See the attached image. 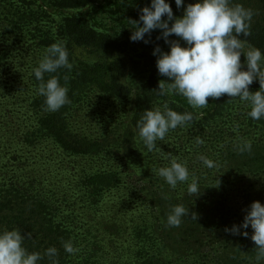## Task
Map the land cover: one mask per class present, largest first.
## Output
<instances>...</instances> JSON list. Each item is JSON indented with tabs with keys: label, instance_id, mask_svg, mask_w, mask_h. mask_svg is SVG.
Masks as SVG:
<instances>
[{
	"label": "trees",
	"instance_id": "obj_1",
	"mask_svg": "<svg viewBox=\"0 0 264 264\" xmlns=\"http://www.w3.org/2000/svg\"><path fill=\"white\" fill-rule=\"evenodd\" d=\"M104 1L121 3L15 0L2 5L0 230L30 234L24 241L29 252L56 247L59 264H256L251 227L241 230L248 238L224 229L241 224L253 202L264 205V120L249 118L248 106L228 101L226 94L208 98L202 118L158 142L165 154L187 160L199 180L195 198L187 194V184L170 190L155 173L167 161L138 141L136 124L144 110L164 103L181 113L193 109L182 96L156 91L164 77L151 69L159 44L152 33L145 36L148 44L132 42V31L107 34L89 21L96 17L83 9L108 8ZM166 2L178 10L174 0ZM195 2L185 0L184 7ZM232 3L253 10L246 39L264 52V0ZM45 7L77 13L64 16L54 30ZM58 41L66 43L73 64L57 73L71 103L49 113L44 97L36 94L40 82L33 69L17 80L11 67L19 57L42 55ZM49 78L45 74V81ZM196 136L205 143L197 146ZM240 137L252 142L251 153L234 147ZM200 154L218 166L203 167L196 159ZM177 204L189 208V218L168 227L167 214ZM69 240L79 248L75 255L62 246ZM39 264L51 261L45 257Z\"/></svg>",
	"mask_w": 264,
	"mask_h": 264
},
{
	"label": "clouds",
	"instance_id": "obj_2",
	"mask_svg": "<svg viewBox=\"0 0 264 264\" xmlns=\"http://www.w3.org/2000/svg\"><path fill=\"white\" fill-rule=\"evenodd\" d=\"M174 2L178 10L185 5V0ZM140 13L138 21L129 20L133 25L130 40L148 44L150 41L145 39L146 34L151 37L154 30H161L156 39H163L170 49L165 52L159 45L154 48L158 73L167 78L159 82L156 91L160 96H182L193 111L177 112L168 103L146 109L136 124L137 138L148 152H159L167 161L155 173L169 189L174 191L187 184V194L195 198L200 194V185L198 178L190 172L188 161L181 160L178 155L165 154L158 147V142L164 141L170 131L186 129L194 120L202 118L204 113L198 110L209 105L208 98L219 99L225 94L230 97L228 101L238 99L247 105L249 118L264 120V52L250 45L246 39L251 35L254 12L241 4H233L232 0H196L187 4L183 16L177 18L169 2L150 0V6L143 7ZM173 35L179 39L170 40ZM242 56L245 58L243 64ZM72 68L65 42L58 41L44 49L31 73L40 82L36 94L44 97V111L58 112L71 103L69 89L66 83H60L57 73L60 69ZM45 74H50L47 81ZM256 81L260 88L252 92L250 86ZM237 128L238 125L233 131ZM194 139L197 146L205 143L200 136ZM238 139L239 143L234 147L239 153H251L252 142L242 137ZM196 159L205 168L218 166L203 154ZM163 199H169L168 195H163ZM244 211L243 222L226 227L224 231L248 238L249 233L241 230L251 227L250 239L256 249V264H264V205L255 201ZM189 215V208L183 204L173 205L167 214V226L179 227ZM191 219L196 220L197 215L191 213ZM30 238V234L25 238L18 228L0 230V264H39L45 257L51 264H59L56 247L45 249L43 254L29 252L24 241ZM62 246L70 255L79 252L71 240L62 242Z\"/></svg>",
	"mask_w": 264,
	"mask_h": 264
},
{
	"label": "rangeland",
	"instance_id": "obj_3",
	"mask_svg": "<svg viewBox=\"0 0 264 264\" xmlns=\"http://www.w3.org/2000/svg\"><path fill=\"white\" fill-rule=\"evenodd\" d=\"M121 3L119 4H115L113 3H107V1H104L107 3L108 8H98L97 10H94V8L92 9H83L84 12H87V14H85L87 17H94L95 15V19L94 20H90L91 18H89V21H91L95 27L98 30L101 31H105L107 34H118L120 32L124 33V29H126L128 32L132 31V27L133 25L131 24V22L129 20H139V16H140V10L143 7L146 6H150V3L148 0H119ZM13 3L15 2V0H3L0 1V17L2 18V13H3V8L2 5H5L7 3ZM29 3H33L32 0H30ZM37 5H39L40 2H37ZM33 5V4H32ZM47 9V7H45ZM92 9V10H91ZM47 13H48V17L45 19L46 22L48 23V25H50V27H54V30H56L57 25L60 23L61 19L64 16H67L69 14L72 13H77V11H58V10H50L47 9ZM183 11L184 8H180L179 10H176V12L174 13V16L179 18L183 16ZM96 13V14H94ZM142 26V24H141ZM152 34L154 35L155 39L157 36H159L161 34V30H154L152 32ZM170 40H177L179 39L176 36H171L169 37ZM157 40V39H156ZM159 41V45L161 47V49L165 52L169 51V47L168 45H166L163 41V39L161 40H157ZM182 46L183 42H181ZM156 45V46H157ZM246 50V49H245ZM78 55L80 58H84L86 57L82 52L78 51ZM41 57V54L39 55H31L27 58H23L22 56L18 58V60L14 61V67H11V70H14V74H11L13 77H15V79L19 80L20 78H22L21 80L24 79L23 75H29L31 69H33V67H35L37 65V61L39 60V58ZM155 57V56H154ZM139 59V58H138ZM156 59V58H155ZM244 57H241V63H244ZM15 63H18V65H15ZM23 67V68H22ZM151 69L154 70L156 69V73L158 77H162L159 75L157 67H156V63H153L151 66ZM246 70V69H245ZM13 72V71H12ZM162 80H167L166 77H164ZM161 80V81H162ZM170 82V81H168ZM257 83H253L250 86V91L251 90H255V85ZM236 101L239 102L238 99H235ZM242 104V103H241ZM247 107V105H245ZM248 108V107H247ZM204 109H200L198 111H203Z\"/></svg>",
	"mask_w": 264,
	"mask_h": 264
}]
</instances>
